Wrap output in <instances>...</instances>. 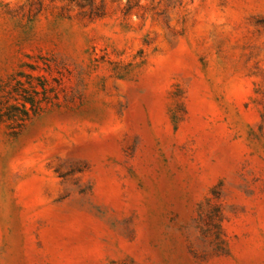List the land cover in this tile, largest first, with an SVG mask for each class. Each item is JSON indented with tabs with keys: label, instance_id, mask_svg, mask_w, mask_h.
I'll list each match as a JSON object with an SVG mask.
<instances>
[{
	"label": "rangeland",
	"instance_id": "obj_1",
	"mask_svg": "<svg viewBox=\"0 0 264 264\" xmlns=\"http://www.w3.org/2000/svg\"><path fill=\"white\" fill-rule=\"evenodd\" d=\"M0 116V264H264V0H0Z\"/></svg>",
	"mask_w": 264,
	"mask_h": 264
},
{
	"label": "trees",
	"instance_id": "obj_2",
	"mask_svg": "<svg viewBox=\"0 0 264 264\" xmlns=\"http://www.w3.org/2000/svg\"><path fill=\"white\" fill-rule=\"evenodd\" d=\"M20 85V89H21V83H19ZM15 91H19V89L17 88ZM25 101H28L26 100L27 98H24ZM32 105L34 106V101H32ZM21 106L22 108L19 106V105H14L13 106V109H16V110H20L22 112V116L20 117L21 120L24 121V119L28 118L29 117V108H27V105H26V102H22L21 103ZM9 115V114H8ZM13 115V114H12ZM13 117V116H12ZM2 119V116H0V121Z\"/></svg>",
	"mask_w": 264,
	"mask_h": 264
}]
</instances>
